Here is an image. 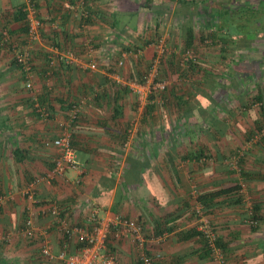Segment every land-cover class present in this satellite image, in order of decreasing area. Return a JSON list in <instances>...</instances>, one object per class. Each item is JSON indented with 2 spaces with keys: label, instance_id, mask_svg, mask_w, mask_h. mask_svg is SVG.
<instances>
[{
  "label": "crops",
  "instance_id": "0c3cea01",
  "mask_svg": "<svg viewBox=\"0 0 264 264\" xmlns=\"http://www.w3.org/2000/svg\"><path fill=\"white\" fill-rule=\"evenodd\" d=\"M110 1L116 6L110 19L100 18V11L105 10L102 1L91 0L95 10L94 24L81 26L84 33L92 35L93 47L96 48L94 55L99 57L98 63L103 66L110 65V62L106 63L110 50L108 38L103 31H98L100 25L112 26L122 17L138 21L144 28L154 25L153 20L157 16L168 14L159 6L162 0ZM29 3L35 4L47 23V35L34 46L31 91L25 87L27 78L13 59L12 52L8 48L0 51V193L4 198L0 205V213L3 212L0 214V233L4 229L17 231L21 222L31 218L38 228L47 231V238L57 253L63 248V241L55 230L52 217L43 216L41 209L57 201L66 207V216L73 224L84 225L88 210L95 206L101 216L119 215L139 222L146 235L147 244L143 252L131 236L123 235L121 239L112 241L115 236L111 235L108 247L113 248L116 254V264H142V255L150 258L160 255L154 264H213L204 240L196 232L194 207L199 194L227 187L237 180L243 186L244 197L261 208L259 217L262 221L257 229L247 224L248 216L241 206L225 205L223 200L211 208L208 216L225 248L228 264H264V145L260 150L252 147L241 156L244 160L242 171L248 177L240 179L222 160V152L215 143V138H220V135H212L211 153L206 152L204 144L190 146L183 155L179 149L177 154L173 153L172 144L165 141L173 143L172 138L176 135L172 137L159 129L160 123H169L172 118L157 113L134 114L138 116L135 118L129 114L132 104L129 95H133L132 92L124 94V98L118 101L123 114L118 118L114 116V92L118 90L121 93L123 87L119 86V81L113 84L104 71H91L89 63L78 58L77 53L85 55L89 40L77 34L79 29L75 25V16L65 9V6L70 7L69 2L0 0V29L10 30L12 43L22 47L26 45L25 26L18 10ZM56 21L60 22L59 32L53 29ZM53 32L57 33L62 49L77 54V64L47 65L46 60L57 49L53 46L50 50ZM63 35H67L65 39ZM112 75L117 80V75ZM35 100L49 107L48 119H42L34 110ZM74 105H81L82 110L72 122L70 111ZM134 124L137 130L129 132L122 147L125 129ZM65 132L71 135L76 158L81 156V160L77 159V169L66 173L69 178L66 182L61 181V192L50 189L43 195L45 187L61 177L40 183L37 187L38 205H34L23 197V188L30 179L45 177L52 171L59 151L47 143ZM193 133L185 135L193 136ZM50 150L58 154L49 156ZM17 151L21 152L20 160L15 156ZM196 152L211 157L198 161L192 157ZM45 164L48 168L44 167ZM248 214L254 217L252 210ZM18 219L22 221L18 223ZM70 247L74 250V242H70ZM30 251L25 264H61L44 258L39 260L37 255L35 257L36 250L32 252L30 248Z\"/></svg>",
  "mask_w": 264,
  "mask_h": 264
},
{
  "label": "rangeland",
  "instance_id": "374dc122",
  "mask_svg": "<svg viewBox=\"0 0 264 264\" xmlns=\"http://www.w3.org/2000/svg\"><path fill=\"white\" fill-rule=\"evenodd\" d=\"M64 1L66 4L69 2V0ZM87 1L90 3L91 0ZM100 1H102L101 4L105 8V10L101 8L100 18L104 19L105 17L108 20L107 18L110 19V16L116 10L114 8L116 6L110 0H98V2ZM226 1L186 0V3H182V0H162L159 1L162 2L159 6H162L165 12L167 10L168 14L157 16V19L153 20L154 25L151 24L149 27L145 26L143 28L138 21L132 22L122 17L117 22L114 21L117 24L115 28L109 26L110 24L100 25L98 31H103L108 38L110 53L109 61L106 60V63L110 62V65L103 66L98 63L99 57L96 55V58L94 55L96 53L95 47H93L95 58L93 60L97 64V71H104L108 74L106 78H109L113 83L119 81V86L123 88L132 84L128 81L130 75L135 74L134 78H140L139 74L143 73L150 65L154 66V70L159 69L160 77L164 79L163 84L167 86V98L170 101H167L168 104L165 106L162 103V105L157 104L158 106H156L155 111L153 110V114H167V116H170L172 120L166 124L160 123L161 128L159 129L162 132L166 131L172 137L176 135L175 139L172 138L173 143L169 141H165V143L172 144L173 153L176 154L178 149L179 153L181 152L183 155L190 146L197 147L202 144L209 147L208 150L211 149V153L214 141L212 135H220V138H215V143L222 152L224 164L231 171H234L240 156H243L252 147V149L256 147V150H260V147L264 145V140L260 139L261 134L264 133V127L262 130L257 128V120L260 115L261 117L264 115L261 113L262 105L257 100L258 94H262L264 98V22L261 25L263 29L261 28L257 37L253 40L238 37L236 39L238 40L237 44L230 42L231 40L227 41V44H223L216 38L213 40L210 36L213 32L219 37L225 33L217 32L216 25H210L206 22L203 10L208 6H222ZM187 3L190 4V7L186 6ZM65 9L70 11L66 6ZM187 14L190 16H187ZM74 21H76L75 25L79 29L77 34H82L84 39L91 41L94 46L92 35L83 32L84 28L80 25L82 21L75 19ZM189 21L194 29L196 43L194 48L186 52H190V56H192L190 60L198 64L197 69L199 71H191L186 60V52H184L187 39L186 28L190 25ZM107 22L111 23L110 21ZM90 24L93 25L94 23ZM97 24L99 25L98 22ZM225 39L229 40L228 36ZM144 40H156V42L146 46L143 43ZM138 49L141 52L136 54L135 52ZM84 53L87 57L84 54L77 53L78 58L83 63L90 64L91 60L88 58L87 49ZM83 55L85 58L81 57ZM118 59L123 63L117 68L120 75L115 76L117 79L115 80L113 79L114 75H110L108 69L110 67L115 68ZM242 68L247 71L241 74L239 70ZM232 73L235 76L231 75ZM243 77L246 79L245 83L239 85L240 81L243 82L240 79ZM152 85L153 83H150L147 87H143L142 95L137 91H132L131 94L133 95H129L132 103L129 107L131 111L129 114H141L142 116L146 114L148 100L152 96L150 92ZM203 94L211 96L215 100V104L212 105V101L204 98ZM179 97H181L180 100ZM133 105H135V108H133ZM136 115H134L135 118L138 117ZM129 130L134 132L137 127L134 124ZM186 133H193V136H186ZM224 153H226V156ZM56 154L58 152L50 150L49 156L54 155L55 157ZM179 158H181V155H179ZM77 159L80 161L81 156ZM44 167L48 168L46 164ZM234 173L237 178H244L242 177L244 172L240 164L238 173L236 171ZM67 178L69 177L65 174L50 183L49 187H45L43 195L49 192L50 189L56 193L61 192L60 183L61 181L66 182ZM251 205L254 204L246 198L242 209L244 214H247L248 219L251 217L248 213L253 210ZM18 220V223L22 221V219ZM21 227L22 222L17 231L13 230L14 232H11L4 229L0 233V264H25L31 253L30 248L32 252L36 250L35 257L37 255L38 259L42 260L40 250L42 239L37 241L27 239L20 232ZM8 233H12L10 241L6 239Z\"/></svg>",
  "mask_w": 264,
  "mask_h": 264
},
{
  "label": "built area",
  "instance_id": "2783aa9c",
  "mask_svg": "<svg viewBox=\"0 0 264 264\" xmlns=\"http://www.w3.org/2000/svg\"><path fill=\"white\" fill-rule=\"evenodd\" d=\"M78 2V1H75ZM79 3V2H78ZM83 2L79 3V6H83ZM25 23L27 32L25 33V47L19 46L17 43H12V36L8 28L0 29V51L3 48H8L13 54V59L20 66L24 75L27 78L25 87L28 91L33 89V60H34V46L42 42L43 32H46L47 23L41 18L37 8L34 4L29 3L24 8ZM74 14V13H73ZM76 14H74L75 16ZM60 22L57 21L53 24V29L58 30ZM54 42V37L50 39V43ZM87 53L91 59L88 68L91 71L97 69V64L93 59V45L90 43L87 45ZM50 50L53 47L50 44ZM190 52H186V60L192 59ZM191 57V58H190ZM65 62L67 65L77 64V58L71 51L60 52L55 50L54 55L48 58L50 66H55L57 63ZM122 61L119 63L122 65ZM156 70H152L147 84L153 83ZM131 88L142 95L144 86L138 84H131ZM158 87L162 90L166 87V84H160ZM34 108L42 119H48L49 107L42 106L38 100H35ZM82 110L81 105H74L70 111V120L75 121ZM131 133L132 130H130ZM264 135V133L262 134ZM71 135L65 132L61 137L47 143L52 144L58 151L59 157L56 161L53 170L45 177H38L33 180L29 185L25 186L22 191V195L32 204H37L36 191L40 183L63 177L68 171L77 169V163L75 160V152L71 146ZM241 157V156H240ZM239 157V158H240ZM117 168V167H116ZM120 172V170L118 171ZM117 173V172H116ZM4 201V198L0 199V204ZM196 216V228L202 234L207 241V245L210 249L213 264H226L225 254L223 250L218 246V235L211 223L208 215L205 213V209L197 204L194 209ZM41 214L51 216L55 221V230L59 233L61 240L63 241V248L57 253L54 252L52 243L47 238V231L41 230L37 227L35 222L29 218L25 221L24 226L20 232L29 240L37 241L42 239L41 242V255L48 262H58L61 264H116V254L113 252V248H109L111 235H114L115 239H121L123 235H129L132 237L133 242L143 252L147 244L146 235L139 222L131 220L119 215L107 216L100 215L97 208H92L87 213L86 223L84 225L72 224L69 219L61 216L60 206L56 203H51L46 208L41 209ZM249 224L255 225L256 222L250 221ZM12 233H8L7 240L10 241ZM70 242H74V250H71ZM81 245V247H78ZM161 256L156 255L154 257H146L142 255V264H154L156 259Z\"/></svg>",
  "mask_w": 264,
  "mask_h": 264
},
{
  "label": "trees",
  "instance_id": "16d2710c",
  "mask_svg": "<svg viewBox=\"0 0 264 264\" xmlns=\"http://www.w3.org/2000/svg\"><path fill=\"white\" fill-rule=\"evenodd\" d=\"M75 1H78L79 3L83 2L84 4L82 7H80L79 3L75 2ZM185 1L186 0H182V3H186ZM91 3H92L91 1L89 3L87 0H69L70 11H67V12H69V13L73 12L74 14H76L75 20L82 21L81 23L84 26H86L90 23H94L93 17L95 16V10L92 7ZM25 7L26 6H23L22 9L19 8L18 14L21 15V17H22L21 21L23 22V24L25 26L24 31L27 32V27H26V23H25L26 14L23 11ZM71 10H73V11H71ZM203 11H204L203 15L206 18V22L209 23L210 25H213V24L216 25L215 29L217 32H219V33L224 32L225 33L224 35L221 34L220 37H219V35H216V33H214V32H213V34H210V36L213 40L215 38L219 39L223 44H227V41H230V40H231L230 42L237 44L238 40H236V39L238 37H245L248 40H253V39H255V37H257L258 32L261 30V28L263 29V26H261V25H263L262 22H264V0H253V1H251V0H227L222 6H216V5L214 6L213 5L212 7L211 6L209 8L207 7ZM96 14H98V12ZM81 23H80V25L82 26ZM116 26H117L116 24L112 25V27H114V28ZM58 30H56V31L59 32ZM186 31H187V39L185 41V43H186L185 49L186 50H184V52L190 51L192 48H194V45L196 43V37L194 34V29L192 28L191 24L186 28ZM42 34H43V37L45 35H47L46 32H43ZM52 35L54 37H56L54 39V42L50 43L52 47L55 46V48H57L60 52L70 51V50H65V49L61 48V46L59 45V43L57 41V33L56 32H53ZM65 36H67V35H65ZM65 36H64V39H65ZM227 36H228L229 40L225 39ZM252 37H254V38H252ZM233 38H234V40H232ZM202 40L204 41V39H202ZM55 42H57V43H55ZM155 42H156V40H144L143 43L147 46V45H150V44L155 43ZM89 43H90V45H93V43H91V41H88L87 45ZM63 44H65V43L63 42ZM87 47H85V49H87ZM140 52H141V50L138 49V50H136L135 53L139 54ZM46 61L48 63V59ZM187 61H188V67L191 69V71H193V70L199 71L197 69V65H198L197 63H194L190 59ZM236 62H237V60H236ZM119 63H120V59H118V61L116 62L115 68L110 67L108 69V72L111 75L112 74L120 75V72L117 70V68H119V65H120ZM47 65L50 66L49 63ZM33 66H34V60H33ZM33 69H34V67H33ZM244 69L245 68H242L241 70H239V72L242 74L244 71H247ZM152 70L154 71V66L150 65L148 68L145 69V71L143 73L141 72L139 74L140 78H134L135 74L130 75V77L128 79L129 83H132V84L135 83V84H138L139 86L147 87V85H148L147 82H148V79L150 77L149 75H150ZM159 71H160L159 69L158 70L156 69L155 76L153 79V85L150 87V90H151L150 92H151L152 96L149 98L148 104H147L148 106L146 108V114H148V115L153 114L156 106H158L159 104L162 103L164 106L168 104L167 103V101H168L167 100L168 99L167 98V92H168L167 86L162 90L160 88H156V87H158V85L164 83L163 82L164 79H161ZM231 75L235 76L234 73H232ZM240 79L243 82L240 81L239 85H242V83H245L246 79L244 77L240 78ZM113 84H115V83H113ZM130 87H131L130 85H127L126 87L123 88V91L121 93L118 92V90H115V92H114L115 97L113 98L112 103H113V107H114V116L116 118L120 117L123 114V108L118 104V101L120 99L124 98V94H130L133 91V89L131 90ZM196 94H198V93H196ZM203 95H204L203 96L204 98L212 101L211 102L212 105L215 104V100H213L211 96H209L208 94H203ZM258 95L259 96L257 97V100L262 105V109H261L262 112L261 113L264 114V98L262 97V94H258ZM106 96H107V94H105V97ZM178 99L180 100L181 97H179ZM176 105H177V102H176ZM33 108H34V106H33ZM34 110H36V109L34 108ZM257 125H258L257 126L258 129H260V130L263 129V127H264V115L262 117L260 115V118L257 120ZM130 128H127L124 131L123 138L121 141L122 147L124 146V144L128 140V137L130 135V133H129ZM261 137H263V138H261ZM260 139L262 141L264 140V136H262V134L260 136ZM249 141H251V140H249ZM71 146L74 150L73 141L71 142ZM206 150H207L206 152L210 153V150H208V147H206ZM74 152H75V150H74ZM20 153H21L20 151H17L16 155H15L17 157V159H19V160H20V158H19ZM202 154L203 153H201V152H199V154H198V152H196L193 154L192 157L198 161L202 158H210L211 157V156H202ZM203 155H205V154H203ZM75 156H76V153H75ZM189 157H191V156H189ZM192 157H191V159H192ZM187 158H188V156L185 157L184 159H187ZM75 160H76V163L78 166V161H77L76 157H75ZM243 161L244 160L242 159V157L238 158V161L236 162L237 166L234 167L235 168L234 171H236L238 169L237 170V173H238L239 164L242 167ZM52 165L55 166V162ZM230 165H231V163H230ZM231 167H232V165H231ZM50 169H52V166L50 167ZM242 175H243L242 177H244V178L248 177L247 174L245 176L244 173H242ZM33 180H34V178L32 180L30 179V181L28 182L27 185H29ZM80 184H81V182H80ZM242 190H243V186H241L239 181L236 180V181L232 182L227 187H219L214 191H205V192L199 194V196L196 200V203L200 204L205 209L206 215H208L210 213L211 208L214 207L215 205H217L220 200H223L222 202L225 205H235V206L239 205V206L243 207L246 198L244 197ZM1 198H2V195L0 193V199ZM36 198H37V191H36ZM52 203H55V204L57 203L61 209V216L68 219V217L66 216V212H67L66 207L63 208L57 201L52 202ZM94 207L95 206L91 207V209ZM194 209H195V207H194ZM252 209H253L252 213H253L254 217L251 216L249 219L246 218L247 224L251 228L257 229V227L259 226L258 224L262 221V218L259 217L261 208L258 205H254L252 207ZM114 210H116V209L114 208ZM0 214L2 215L3 212H1ZM194 215H195V212H194ZM43 216H48V215H43ZM250 221H254V222H256V224L255 225L249 224ZM24 224H25V222H22V227L24 226ZM54 225H55V221H54ZM79 226H81V225H79ZM196 232L204 240L205 247H206L207 251L209 252V254L211 255L210 249L207 245V241L204 239V237L202 236V234L198 230ZM112 241H115L114 237L112 238ZM218 246L223 250V252L225 254L226 253L225 248L223 247L221 241H219V236H218ZM78 247H81V245H79ZM141 262H142V257H141ZM225 262H226V264H228V261L226 259V255H225Z\"/></svg>",
  "mask_w": 264,
  "mask_h": 264
},
{
  "label": "clouds",
  "instance_id": "9594fccd",
  "mask_svg": "<svg viewBox=\"0 0 264 264\" xmlns=\"http://www.w3.org/2000/svg\"><path fill=\"white\" fill-rule=\"evenodd\" d=\"M53 170V169H52Z\"/></svg>",
  "mask_w": 264,
  "mask_h": 264
}]
</instances>
